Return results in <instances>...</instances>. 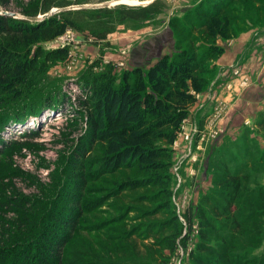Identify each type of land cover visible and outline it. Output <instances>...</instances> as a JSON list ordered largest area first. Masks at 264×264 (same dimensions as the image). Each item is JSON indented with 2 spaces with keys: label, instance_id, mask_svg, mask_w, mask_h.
Instances as JSON below:
<instances>
[{
  "label": "rangeland",
  "instance_id": "374dc122",
  "mask_svg": "<svg viewBox=\"0 0 264 264\" xmlns=\"http://www.w3.org/2000/svg\"><path fill=\"white\" fill-rule=\"evenodd\" d=\"M221 1L13 3L28 8L29 15L9 7L13 17L47 15L69 20L71 25L53 38L40 37L19 46L27 56L37 53L38 86L30 96L0 109V264H7L11 252L30 238L38 243L40 232L49 227L61 233L56 216L73 205L62 194L71 186L66 158L74 137L85 129L72 113L73 106L77 107L74 101L81 96L74 80H91L101 72L119 78L134 66L144 71L153 61L136 62L140 43L145 44L142 51L147 56L181 48L199 54L212 44L224 51L231 40L239 44L245 37L248 48H257L264 38V0ZM219 6L230 32L226 37H211L200 23L207 11ZM64 46V58L44 57L47 50ZM210 76L205 73L207 81L201 90ZM204 92L203 101L196 93L168 144L170 202L161 184L124 185L125 180L145 176L135 167L98 171L95 163L103 146L100 142L93 145L86 157L92 174L86 176L78 194L82 213L62 247L60 264H194L195 254L204 264H264V108L257 116L262 126L225 132L223 143L216 144L218 136L206 132L195 117L198 108L212 98L211 88ZM47 98L58 100L59 110L33 116L30 111ZM26 110L20 120H9L14 112ZM164 202L170 209L162 208Z\"/></svg>",
  "mask_w": 264,
  "mask_h": 264
},
{
  "label": "trees",
  "instance_id": "16d2710c",
  "mask_svg": "<svg viewBox=\"0 0 264 264\" xmlns=\"http://www.w3.org/2000/svg\"><path fill=\"white\" fill-rule=\"evenodd\" d=\"M223 1L227 0L221 2ZM15 2L16 0H0L1 110L11 102L30 96L38 86L36 75L41 70L36 60L37 53L27 56L28 52L22 53L19 46H25L40 37L53 38L71 25L69 20H57L47 15L38 20H28L5 13L4 11L11 10L9 7ZM220 6L207 11L200 23L202 31L208 36L226 37L230 32ZM13 7L19 8L24 15H29L28 8L20 7L19 3ZM222 51L223 47L216 44L199 54L192 49L181 48L171 54H160L144 71L141 67L134 66L130 70H124L119 78L101 72L91 80L75 79V87L81 96L74 101L77 107L73 106L72 113L79 116L80 119H75L76 123L83 122L85 129L74 137L66 158L71 186L66 192H62L73 205L68 204L65 212L56 216L61 233H57L55 227L40 232L38 243L30 238L20 244L11 252L7 264H60L62 247L70 238L82 213L81 206L78 205V194L84 186L86 176L92 174L86 157L97 142L103 146L101 156L95 163L98 171L135 167L145 176L125 180L123 184L127 187L161 184L170 202L167 188V169L170 163L168 144L177 135L187 116L189 105L196 99V93L207 81L205 73L212 76V61ZM66 53L65 46L55 47L47 50L44 57L64 58ZM56 101L58 100L47 98L30 112L33 116H38L46 110H59L61 104ZM59 101L63 102V99ZM27 111H16L9 120H20ZM75 127L73 124V129ZM168 202L162 203L163 209H170ZM171 216L172 219L176 217L174 212ZM187 222L189 227V218ZM199 247L201 250L205 249L204 246ZM193 257L194 264H204L197 254Z\"/></svg>",
  "mask_w": 264,
  "mask_h": 264
},
{
  "label": "crops",
  "instance_id": "0c3cea01",
  "mask_svg": "<svg viewBox=\"0 0 264 264\" xmlns=\"http://www.w3.org/2000/svg\"><path fill=\"white\" fill-rule=\"evenodd\" d=\"M141 30L145 33L143 29ZM236 41L231 40L228 47L213 59L214 72L206 89L197 92L199 101L204 98V91L208 88H211L213 93L212 98H208L202 107L198 108L195 117L200 120V126H203L206 132L214 133V137L218 136L216 144H219L221 140L223 143L225 132L235 133L237 129L256 130L262 126V120L257 116L258 114L260 116V109L264 108V38L259 39L257 48H248L249 40L246 37L239 39V44ZM140 45L145 49V44L140 43ZM142 48H136V62L140 63V60H143L149 64L157 54L152 53L147 56ZM147 58L150 60L144 61ZM239 60L241 73L248 77V83L244 88H237L236 80H234V83L231 82V88L228 89L224 83L233 71L227 67ZM207 120H209L208 123H206Z\"/></svg>",
  "mask_w": 264,
  "mask_h": 264
},
{
  "label": "built area",
  "instance_id": "2783aa9c",
  "mask_svg": "<svg viewBox=\"0 0 264 264\" xmlns=\"http://www.w3.org/2000/svg\"><path fill=\"white\" fill-rule=\"evenodd\" d=\"M239 63L235 62L233 64H231L230 66H228L227 68L232 70L233 74L230 76L231 78H228L225 83L224 86L226 88H230L231 86V81L232 79L236 80V85L238 87H244L246 86V84L248 83V77L244 74L241 73L240 67H239ZM195 126L192 127V131H195ZM188 134H185V137H187Z\"/></svg>",
  "mask_w": 264,
  "mask_h": 264
},
{
  "label": "water",
  "instance_id": "95a60500",
  "mask_svg": "<svg viewBox=\"0 0 264 264\" xmlns=\"http://www.w3.org/2000/svg\"><path fill=\"white\" fill-rule=\"evenodd\" d=\"M5 13H8V14H10V15H14L13 13H11V12H8V11H4ZM47 13H45V14H43V15H46ZM42 15V16H43ZM28 19H30V20H38V17H36V16H30Z\"/></svg>",
  "mask_w": 264,
  "mask_h": 264
}]
</instances>
